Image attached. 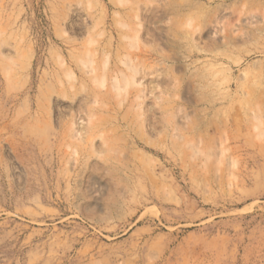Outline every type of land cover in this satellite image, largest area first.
I'll return each instance as SVG.
<instances>
[{
    "label": "rangeland",
    "instance_id": "obj_1",
    "mask_svg": "<svg viewBox=\"0 0 264 264\" xmlns=\"http://www.w3.org/2000/svg\"><path fill=\"white\" fill-rule=\"evenodd\" d=\"M0 264H264V0H0Z\"/></svg>",
    "mask_w": 264,
    "mask_h": 264
}]
</instances>
